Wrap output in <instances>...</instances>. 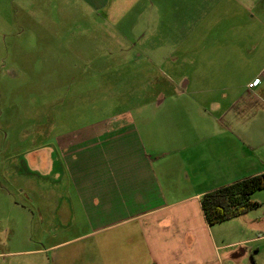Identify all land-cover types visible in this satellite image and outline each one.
I'll return each instance as SVG.
<instances>
[{
    "label": "crops",
    "instance_id": "1",
    "mask_svg": "<svg viewBox=\"0 0 264 264\" xmlns=\"http://www.w3.org/2000/svg\"><path fill=\"white\" fill-rule=\"evenodd\" d=\"M75 1L127 43L122 53L134 49L137 73L147 70L148 83L126 80L129 97L158 92L148 113L54 138L75 222L67 240L47 228L49 264H264V215L210 226L201 205L207 192L264 174V0ZM129 97L122 106L140 102Z\"/></svg>",
    "mask_w": 264,
    "mask_h": 264
},
{
    "label": "rangeland",
    "instance_id": "2",
    "mask_svg": "<svg viewBox=\"0 0 264 264\" xmlns=\"http://www.w3.org/2000/svg\"><path fill=\"white\" fill-rule=\"evenodd\" d=\"M77 5L0 0V264H49L52 223L65 232L61 240L69 237L74 201L54 138L119 113H148L158 92L148 86L129 97L124 83H148L147 70L137 73L134 49L122 53L127 43ZM140 65L146 69V59ZM124 95L140 102L124 107ZM257 195L263 204L250 214L263 216L264 189Z\"/></svg>",
    "mask_w": 264,
    "mask_h": 264
},
{
    "label": "trees",
    "instance_id": "3",
    "mask_svg": "<svg viewBox=\"0 0 264 264\" xmlns=\"http://www.w3.org/2000/svg\"><path fill=\"white\" fill-rule=\"evenodd\" d=\"M264 189V174L205 193L201 205L210 226L244 215L259 205L252 196Z\"/></svg>",
    "mask_w": 264,
    "mask_h": 264
},
{
    "label": "built area",
    "instance_id": "4",
    "mask_svg": "<svg viewBox=\"0 0 264 264\" xmlns=\"http://www.w3.org/2000/svg\"><path fill=\"white\" fill-rule=\"evenodd\" d=\"M259 83H260V80L259 79H256L254 82H252V83L249 84V87L250 88H253V87L257 86Z\"/></svg>",
    "mask_w": 264,
    "mask_h": 264
}]
</instances>
